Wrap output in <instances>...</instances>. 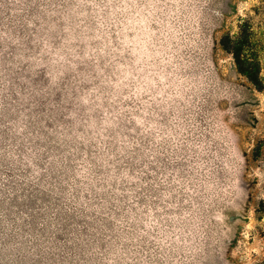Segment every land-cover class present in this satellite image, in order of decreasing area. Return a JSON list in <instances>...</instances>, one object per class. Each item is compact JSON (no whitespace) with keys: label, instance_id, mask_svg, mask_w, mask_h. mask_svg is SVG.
<instances>
[{"label":"rangeland","instance_id":"1","mask_svg":"<svg viewBox=\"0 0 264 264\" xmlns=\"http://www.w3.org/2000/svg\"><path fill=\"white\" fill-rule=\"evenodd\" d=\"M245 40L264 83V0H0V264H264Z\"/></svg>","mask_w":264,"mask_h":264},{"label":"trees","instance_id":"2","mask_svg":"<svg viewBox=\"0 0 264 264\" xmlns=\"http://www.w3.org/2000/svg\"><path fill=\"white\" fill-rule=\"evenodd\" d=\"M222 41V44L225 48L233 49L230 46L231 38L226 37ZM246 42L247 40L241 42L239 46H237L236 50L232 51L235 57L236 65L238 67V70L243 75H245L257 89L264 91V83L261 76L260 63L257 59L250 58L244 53V45Z\"/></svg>","mask_w":264,"mask_h":264}]
</instances>
